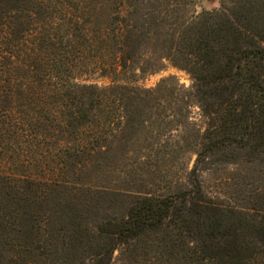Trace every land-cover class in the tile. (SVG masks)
<instances>
[{
	"label": "rangeland",
	"instance_id": "1",
	"mask_svg": "<svg viewBox=\"0 0 264 264\" xmlns=\"http://www.w3.org/2000/svg\"><path fill=\"white\" fill-rule=\"evenodd\" d=\"M46 1L0 0L5 13L15 14V29L21 30L9 38L10 53L1 59L5 72L0 77L11 85L14 75L31 74L33 89L45 75L61 84L44 57L60 54L58 44L35 38L40 23L47 24L43 18L49 17L64 39L58 61L69 62L65 77L104 90L115 107L109 114L116 125L104 137L72 136L68 129L64 136L62 128L49 127L26 149H0L1 154L19 155L21 162V167H6L0 156V252L8 264H72L67 256L72 255L70 239L79 223L90 216L94 221L127 216L139 197L179 193L189 186L198 152L213 137L206 135L210 120L173 32L204 12L240 0H67L57 9ZM26 9H33L32 19ZM23 29L29 31L23 35ZM28 62L34 67L27 69ZM61 109H55L58 121ZM124 109L132 120L122 119ZM230 152L209 153L199 163L205 195L221 207L264 214V158L239 150L235 159ZM31 156L39 159L27 163ZM29 174L55 179L46 200L30 204L27 192L18 193V184L10 182ZM171 230L170 238L165 226L147 239L143 244L148 251L131 255L133 262L125 248L115 251L114 264H184Z\"/></svg>",
	"mask_w": 264,
	"mask_h": 264
},
{
	"label": "trees",
	"instance_id": "2",
	"mask_svg": "<svg viewBox=\"0 0 264 264\" xmlns=\"http://www.w3.org/2000/svg\"><path fill=\"white\" fill-rule=\"evenodd\" d=\"M66 1L46 2L57 9ZM27 12L32 19L33 9ZM13 15L5 13L0 5V74L5 72L1 59L10 53L9 38L21 32L13 25ZM43 19L47 24L40 23L35 38L55 40L62 53L64 39L58 35L61 28H56L49 17ZM29 29H23V35ZM118 32L120 35L122 31ZM173 33H178L179 53L187 61L186 69L194 78L195 95L210 120L206 135L213 139L198 152L196 164L188 173L189 186L179 193L139 197L129 214L120 218L113 215L94 221L91 216L82 217L81 220L88 219L77 225L70 239L72 255L67 256V261L72 264H114L115 251L124 248L128 260L133 262L130 256L146 254L143 243L161 233L165 226L170 231L169 238L171 228L177 234L178 259L185 261L184 264H264V214L221 207L208 200L197 175L199 163L206 161L209 153L231 149L228 154L236 159L239 150H248L253 157L264 158V0H240L231 6L224 3L222 9L204 12L176 27ZM37 50L29 52L33 54ZM60 54L44 57L51 62L47 68L55 70L53 75L61 79V84L45 75L33 89L35 79L31 74L14 75L11 85L5 77H0V149L6 150L8 145L13 147V152L19 149L17 146L26 149L49 127L56 131L62 128L64 136L69 131L77 137H104L105 131L115 129L109 114L115 107L109 96L105 98L104 90L96 85L67 79L64 72L69 62L62 58L58 61ZM26 67L30 69L34 65L28 62ZM16 77L19 81L13 82ZM42 86L47 90L43 91ZM59 105L62 115L58 121L55 109ZM68 105L70 114L66 113ZM124 110L126 116L121 115L122 119L132 120V113ZM108 114L107 120L101 119ZM126 127L124 124L123 130ZM0 156L4 166L21 167L19 155L0 153ZM32 159L39 158L31 156L26 162ZM54 180L29 174L10 182L18 184V193L27 192L31 204L50 196ZM1 182H4L2 178ZM0 264H8L2 252Z\"/></svg>",
	"mask_w": 264,
	"mask_h": 264
}]
</instances>
